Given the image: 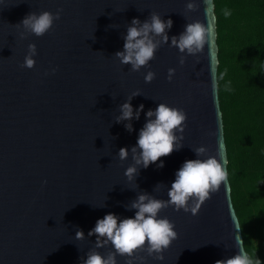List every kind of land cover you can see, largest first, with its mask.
Masks as SVG:
<instances>
[{"label": "water", "instance_id": "water-1", "mask_svg": "<svg viewBox=\"0 0 264 264\" xmlns=\"http://www.w3.org/2000/svg\"><path fill=\"white\" fill-rule=\"evenodd\" d=\"M193 2L195 11L187 9L189 0H0V264H85L91 252L114 254L116 264H216L243 248L228 178L196 215L174 205L158 213L177 233L163 260L147 246L121 256L106 238L98 247L89 236L108 213L134 218L131 205L140 195L168 200L187 160L215 157L226 170L213 0ZM58 9L60 19L43 36L21 23L30 13ZM153 13L172 21L168 42L154 36L155 58L132 71L115 53L124 50L132 20L142 25ZM196 21L210 29L203 51L180 52L172 37ZM29 44L37 49L31 69L21 67ZM149 71L155 78L146 82ZM130 97L134 113L144 106L139 119L117 122ZM161 103L187 119L183 131L174 130L175 150L145 168L134 158L140 149L132 148L145 114ZM201 147L206 151L197 156ZM121 148L128 149L124 160ZM129 167L136 168L131 179Z\"/></svg>", "mask_w": 264, "mask_h": 264}, {"label": "clouds", "instance_id": "clouds-1", "mask_svg": "<svg viewBox=\"0 0 264 264\" xmlns=\"http://www.w3.org/2000/svg\"><path fill=\"white\" fill-rule=\"evenodd\" d=\"M186 7L188 10L195 11L197 5L193 0H189ZM212 7H214L213 4ZM62 11L63 9H58L55 14L48 11L39 15L30 13L21 23L30 33L38 37L43 36L52 28L54 21L60 19ZM230 14L225 9L224 15L227 17ZM171 27L170 19L161 20L155 13L151 15L150 21H145L142 25L138 19L134 18L124 37V50L116 52L115 56L121 64L131 65L132 71H139L142 67L148 66V62L155 58L159 42H154L153 37L160 36L163 42L167 43L169 38L166 29ZM209 31L210 29L199 21L187 24L179 38L172 37L171 45L178 48L180 52H185V50L189 54H194L195 51L202 52ZM36 54V45L29 44L28 54L21 67L33 68L36 63L33 57ZM52 71L55 72L56 69ZM174 72L175 69L168 70L169 81H171ZM154 78L155 73L149 71L145 76V81L151 82ZM133 95H139V92H134ZM130 100L131 97L128 102L120 106L121 115L117 117V122L131 121L133 118L139 119L144 106L140 105L134 113ZM145 115L146 123L139 132L136 147L132 148V152L135 154L137 147L140 149L139 157L134 156V158L137 164L143 163V166L147 168L150 164L156 163L161 157L168 156L175 150L174 130L183 131L187 117L183 110L169 107L163 103L159 104L154 111L150 109ZM152 117L155 118L152 119ZM125 127L128 131H132L130 123ZM205 151L206 149L203 147L195 149L197 156L203 155ZM127 155L128 149L121 148L119 158L124 160ZM163 166V161H161L158 167L162 168ZM135 172V167H129L125 175L131 179ZM225 181H227V172L217 158L187 160L175 174V180L168 191V200L156 199L146 194L140 195L131 205L132 209H136L134 218L120 220L115 214L108 213L96 221L89 236L96 235L98 247L102 246L100 238H106L103 243L110 242L115 253L121 256H131L137 250L147 246L150 255L157 254L156 258L163 260L164 257L161 253L177 237V233L174 231V225L168 219L158 218V213L162 209L174 205L177 211L183 209L186 213L191 212L196 215L200 205L210 199V193L217 192ZM190 202H194L192 207H189ZM83 238V231H77L76 239L82 240ZM85 264H116V259L115 255L111 253L105 258L98 252H91L88 254ZM216 264H261V262L256 258L253 260L245 251L244 246L240 248L237 255L226 260H219Z\"/></svg>", "mask_w": 264, "mask_h": 264}, {"label": "trees", "instance_id": "trees-1", "mask_svg": "<svg viewBox=\"0 0 264 264\" xmlns=\"http://www.w3.org/2000/svg\"><path fill=\"white\" fill-rule=\"evenodd\" d=\"M213 5L230 197L245 251L264 264V0Z\"/></svg>", "mask_w": 264, "mask_h": 264}]
</instances>
